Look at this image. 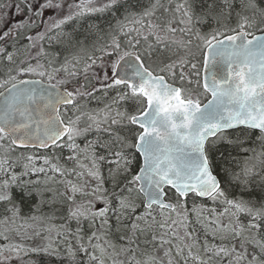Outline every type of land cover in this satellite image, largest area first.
Instances as JSON below:
<instances>
[{
  "label": "snow or ice",
  "instance_id": "obj_1",
  "mask_svg": "<svg viewBox=\"0 0 264 264\" xmlns=\"http://www.w3.org/2000/svg\"><path fill=\"white\" fill-rule=\"evenodd\" d=\"M0 264H264V0H0Z\"/></svg>",
  "mask_w": 264,
  "mask_h": 264
}]
</instances>
